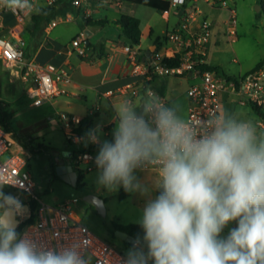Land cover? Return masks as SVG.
Returning <instances> with one entry per match:
<instances>
[{
    "label": "clouds",
    "instance_id": "clouds-1",
    "mask_svg": "<svg viewBox=\"0 0 264 264\" xmlns=\"http://www.w3.org/2000/svg\"><path fill=\"white\" fill-rule=\"evenodd\" d=\"M39 12L32 0H0ZM116 127L95 157L97 183L147 197L123 264H264V133L222 112L194 123L149 90L141 103L113 105ZM98 143L95 129L86 134ZM155 168L142 182L137 169ZM0 182V264H90L84 245L40 246L17 232L22 202ZM153 189L159 190L154 198ZM236 222L223 236L224 229Z\"/></svg>",
    "mask_w": 264,
    "mask_h": 264
},
{
    "label": "built area",
    "instance_id": "built-area-1",
    "mask_svg": "<svg viewBox=\"0 0 264 264\" xmlns=\"http://www.w3.org/2000/svg\"><path fill=\"white\" fill-rule=\"evenodd\" d=\"M57 1L47 0V3L54 4ZM68 1L79 9L80 17L87 19L91 15L90 3L102 0ZM115 1L119 2V0ZM168 1L170 7L161 11L162 17L168 19L170 8H174L180 19L166 32L163 43L152 51L147 60L139 57L137 46L129 43L122 45V50L131 65V72L147 81L155 76L165 75H190L199 78V81L187 90L189 104L185 119L194 123L208 120L214 113L223 112L221 93L226 90H235L264 108V65L241 76L238 85L235 80L221 75L217 69L206 67L213 35L212 27L215 22L207 14L202 3L213 9L227 10L224 25L230 41H235L238 36V13L235 6L229 0ZM1 8L4 7H0V22ZM13 13L19 22H23L26 16L32 14L26 11ZM73 18L72 14L52 17L48 20L46 28L50 29L61 21ZM12 35L14 39L0 34V65L15 70L23 82L28 84L26 92L34 98L32 103L40 104L63 93L64 90L59 86V82L62 80L70 82L72 79L70 73L53 62L26 60L24 37L18 31H13ZM85 39L86 32H81L72 41L74 50L80 56L87 54ZM149 90L155 92L166 105L170 106L168 100L154 88L146 87L145 94ZM116 92L124 94V99L131 102L139 95V88L135 83H127L118 90L109 91L108 94ZM81 120L82 118L77 115H61L65 132L75 143H79L83 138V133L77 130ZM30 155L14 131L7 130L0 124V182H3L4 186H11L22 192L26 198L21 202L29 207L18 216V233L21 236L27 235L38 245L48 248L58 249L73 242H81L84 245L83 255L90 258V264H123L127 253L113 243V238L97 233L71 211V203L77 202L78 198L50 204L35 194V181L27 170ZM96 155L97 153L92 149L80 148L73 154L74 163L79 166L80 163L85 162L88 164V169H92L96 166ZM31 200L37 203L33 211L29 206Z\"/></svg>",
    "mask_w": 264,
    "mask_h": 264
},
{
    "label": "crops",
    "instance_id": "crops-1",
    "mask_svg": "<svg viewBox=\"0 0 264 264\" xmlns=\"http://www.w3.org/2000/svg\"><path fill=\"white\" fill-rule=\"evenodd\" d=\"M33 3L35 5L34 7L37 8L42 5H52L48 4L47 0L44 2L33 0ZM54 4L57 6V10L53 17L72 14L74 15L73 19L61 22L76 21L80 27V31L70 41H63L62 33L59 30H55L56 26L61 22L48 29L46 28L47 21L43 29L36 32L33 28L34 22L32 20V15L35 12L26 16L23 22H19L15 14L7 8H1L0 34L13 38V31L21 32L25 40L24 49L26 60H36L42 63L53 62L58 67L65 68L70 73L72 78L70 82L64 80L59 82V86L64 92L50 99H53V114L60 120L61 115H77L82 119L87 115L93 116L88 128L81 129L80 131L83 133V138L79 143H76L78 149L90 148L98 154L99 147L105 140H113V131L116 127L113 105H118L125 99L124 94L117 92L108 94V92L118 90L127 83H135L139 88V95L135 96L131 103H141L142 99L146 96V87H151L163 95L168 100L170 106L173 104L178 105L179 114L183 118L187 117L189 104L187 90L198 78L191 76L194 80L189 83L187 88H184L182 81L178 80V77H182V75L155 76L147 81L142 76L133 74L127 56L122 50V45L126 41L121 36L122 27L117 22L122 13H131L140 19L142 34L140 44L137 47L140 54L143 55L147 48L153 45L156 48L161 45L166 32L179 21V14L174 8H170V16L168 19H164L161 14L162 19L167 24L166 28H162V34L154 35L153 26L148 25V35L151 41L147 44V48L142 49L143 20L137 14L136 7H133V5L138 4L125 0H119L118 3L115 0L92 2L89 5L91 11L90 18L105 19L107 21L103 24L85 26L82 25L85 19L79 16V9L73 7L68 0H58ZM58 6H60V9H58ZM112 9L117 15H110ZM172 9L174 21L170 26ZM107 25L108 28H105ZM96 31H104L105 35L98 43L94 44L91 38ZM81 32H86V39H89L93 44V47L87 48V54L85 56H80L72 46L73 39ZM26 34H28V38H26ZM208 64H210L209 60ZM62 96L65 98L62 103H59L58 97ZM221 99L223 112L230 113L241 120L251 121L256 128H264V119L252 107L251 110L242 108L249 104L250 100L246 96L235 90H226L221 93ZM55 103H58L59 106L56 107ZM50 119H53V117H50ZM93 129L96 130L97 136L99 137L98 143H92L86 135L89 130ZM73 152L66 154L67 159L64 163L68 164L72 162L74 164V159H72ZM156 172L157 170L153 169H137L135 175L140 180L150 182V180L155 179ZM154 190L157 195L158 190ZM124 194H128V192L124 191ZM113 243L125 253L132 247V245L126 244V241L119 237L114 238Z\"/></svg>",
    "mask_w": 264,
    "mask_h": 264
},
{
    "label": "rangeland",
    "instance_id": "rangeland-1",
    "mask_svg": "<svg viewBox=\"0 0 264 264\" xmlns=\"http://www.w3.org/2000/svg\"><path fill=\"white\" fill-rule=\"evenodd\" d=\"M229 2L235 6L238 13V36L235 41H230L226 33L224 20L227 17V10L213 9L202 3L207 14L216 23L212 27L213 35L207 59L211 65L218 67L217 70L221 75H245L264 59V9L262 0H229ZM133 7H136L137 14L143 20L141 48L145 49L151 41L148 25L153 26L154 35H157L162 34V28H166L167 24L159 10L145 5H133ZM171 11L170 26L174 21L173 9ZM110 15H117V13L112 9ZM105 28H108V25ZM55 30H59L63 41L68 42L80 31V27L76 21H66L59 23ZM104 35V31H96L91 40L96 44ZM28 37L26 34V38ZM178 78L182 81L184 88H187L194 80L190 75ZM198 81L199 78L196 82ZM27 87L28 84L23 82L15 70L12 71L11 68L0 65V97L10 103V109L14 112V130L32 135L35 138V144L43 143L49 146L48 153L56 157V165L64 163L67 159L66 154L73 151L76 153L79 150L78 146L66 134L62 121L53 114V99L49 98L40 104H33L34 98L26 92ZM64 98L58 97V102L62 103ZM55 106L58 107L59 104L55 103ZM242 108L251 110V105L248 104ZM257 131L264 133V128H257ZM48 153H30L28 157L27 170L35 181L34 192L41 200L57 204L78 198L77 202L71 203V211L97 233L111 239L116 238L112 229L113 222L138 223L147 197L141 196L138 192L122 194L124 191L122 187L116 191L104 188L97 183V166L88 169V164L85 162L80 163L79 166L75 164L83 172L81 182L69 183L53 174ZM4 190L6 194L10 193L14 196L18 191L11 186H4ZM90 193L98 195L105 201V215H101L96 207L85 199V196ZM151 194L153 198L156 196L154 189ZM20 198L24 202L26 196L23 195ZM230 228L232 223L227 226L222 235L226 236Z\"/></svg>",
    "mask_w": 264,
    "mask_h": 264
},
{
    "label": "trees",
    "instance_id": "trees-1",
    "mask_svg": "<svg viewBox=\"0 0 264 264\" xmlns=\"http://www.w3.org/2000/svg\"><path fill=\"white\" fill-rule=\"evenodd\" d=\"M125 1L131 2L134 4H138V5H145V6L160 10V11L167 10L170 7L168 0H125ZM262 5H263V9H264V0H262ZM56 10H57V6L55 4L40 6L39 12H35L32 15V20L34 22V27H33L34 30L36 32L42 30L45 23L50 18H52L54 16ZM106 21L107 20H105V19H91L89 17L83 21L82 25L85 26V25L103 24ZM117 22L122 27L121 36L125 39L126 43H129L131 45H136V46L139 45L140 40H141V34H142L141 28H140V19L131 13H122ZM86 47L91 48V47H93V44L91 42H89V44L86 45ZM262 65H264V59L262 61H260L253 69L248 71L246 74L260 68ZM206 67L212 68V69L218 68L217 66H214L211 64H207ZM241 76H243V75H227V77L229 79L235 80L237 85H238L239 78ZM160 90L163 92L162 89H160ZM249 104L256 111V113L261 118L264 119V108L262 106H260L259 104H257V102L252 101V100L249 101ZM13 116H14V112L10 109V103L6 100L1 99V97H0V124H2L7 130L14 131V134L16 135V137L22 142L24 147L30 153H32V154H38L41 152L48 153L49 149H50L49 146H47L46 144H43V143L35 144V142H34L35 138L32 135L23 133L21 131L14 130ZM92 117H93L92 115L85 116L81 120V123L79 124L77 130L81 131V129L88 128L89 123L92 120ZM83 149H90V148H83ZM73 154H75V152H73ZM48 155H50L49 157H50L51 164H52L53 174L56 177L60 178V175H58L56 173V164H55L56 163V157L50 153H48ZM74 167L78 172L77 183H80L82 176H83L82 175L83 172H82V170H80L75 165V163H74ZM3 191L5 192L4 186H3ZM123 193H124V191H122V194ZM158 194H159V190H158L157 195ZM36 205H37V203L35 200L29 201V206H30V209L32 211L36 208ZM231 223H232V227H236V222H231ZM112 227H113L112 228L113 233H114V230L120 229V230H124V231L129 232L131 235L136 237V239H137V237L142 238V236H143V229L140 227L139 223L122 224L119 222H113ZM226 228L224 229V231L226 230ZM17 232H19V227H17ZM126 244L132 245V243H127V242H126Z\"/></svg>",
    "mask_w": 264,
    "mask_h": 264
},
{
    "label": "water",
    "instance_id": "water-1",
    "mask_svg": "<svg viewBox=\"0 0 264 264\" xmlns=\"http://www.w3.org/2000/svg\"><path fill=\"white\" fill-rule=\"evenodd\" d=\"M90 42L89 39H86L85 43L86 45H88ZM155 49V45L147 48V50L145 51V53L143 55L139 54V57L142 60H147V58L151 55L152 51ZM56 173L58 175H60V177L72 184H76L77 183V179H78V172L74 167V164L72 162L70 163H59L56 165ZM20 201V194L15 195ZM85 199L93 204L97 211L101 214V215H105L106 214V205H105V201L99 197L98 195L94 194V193H90L87 194L85 196ZM23 207L25 210H28V205L26 203H23ZM18 221L19 218L17 217ZM114 235L116 237L121 238L122 240L126 241L127 243H132L133 240L136 239V237H134L133 235H131L129 232L124 231V230H120V229H116L114 230Z\"/></svg>",
    "mask_w": 264,
    "mask_h": 264
},
{
    "label": "flooded vegetation",
    "instance_id": "flooded-vegetation-1",
    "mask_svg": "<svg viewBox=\"0 0 264 264\" xmlns=\"http://www.w3.org/2000/svg\"><path fill=\"white\" fill-rule=\"evenodd\" d=\"M2 66V65H1ZM16 194H20L21 196H23V193L20 191H17Z\"/></svg>",
    "mask_w": 264,
    "mask_h": 264
}]
</instances>
